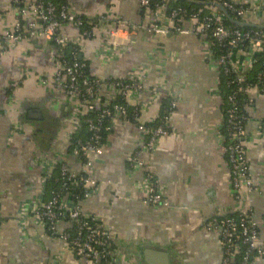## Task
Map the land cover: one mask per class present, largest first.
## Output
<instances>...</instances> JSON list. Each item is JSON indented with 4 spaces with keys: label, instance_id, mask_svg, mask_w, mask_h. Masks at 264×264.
I'll use <instances>...</instances> for the list:
<instances>
[{
    "label": "crops",
    "instance_id": "1",
    "mask_svg": "<svg viewBox=\"0 0 264 264\" xmlns=\"http://www.w3.org/2000/svg\"><path fill=\"white\" fill-rule=\"evenodd\" d=\"M67 2L82 17L108 20L79 44L91 75L121 79L144 71V90L127 99L129 105L141 107L139 123L155 121L160 102L167 97L151 96L155 85L164 86L161 91H169L177 101L168 119L169 135L142 154L141 168H131L128 161L141 140L138 123L120 120L113 121L103 155L95 163L98 185L82 208L109 228L115 256L119 254L114 264H222L220 235L205 224L214 215L241 208L250 210L264 245V189L259 194L244 192L240 204L231 193L219 134V69L209 62L202 40L193 34L169 32L163 37L147 32L138 0ZM18 18L27 25L30 15L18 17L12 0H0V32ZM117 20L138 31L113 49L103 28ZM252 21L264 25V15ZM61 32L70 40L79 34L70 24ZM104 46L113 49L106 58L99 54ZM54 54V46L42 38L24 39L0 52V264H95L77 257L64 241L46 236L31 218L27 223L21 218L24 206L41 191L47 159L62 156L72 169L78 167L68 153V137L79 118L73 115L74 100L49 81L55 71ZM42 77L48 79L46 84H41ZM106 94L108 89L101 96ZM250 95L244 145L252 180L264 183V93L250 90ZM146 173L159 183L162 200L157 204L144 201ZM147 250L152 255H146ZM247 264H264V257L251 258Z\"/></svg>",
    "mask_w": 264,
    "mask_h": 264
},
{
    "label": "built area",
    "instance_id": "2",
    "mask_svg": "<svg viewBox=\"0 0 264 264\" xmlns=\"http://www.w3.org/2000/svg\"><path fill=\"white\" fill-rule=\"evenodd\" d=\"M150 1L138 0L146 19V31L155 35L168 34L171 32L169 28L173 26L172 18L177 13L173 11L172 18L165 17L163 14V4L167 0H161V3L156 5L154 9L148 7ZM210 2L219 3L225 9H231L238 16V19L235 20L244 23H254L252 21L253 17L259 14L264 15V0L261 2L257 0H211ZM12 3L15 6L18 17L30 15V20L26 25L18 18L11 28L0 32V52L6 48L15 46L24 39L42 38L54 42L55 54L52 56L55 59V71H53L49 81L51 80L59 89L64 90L68 98L74 100L76 108L73 111V115L79 118L81 115L87 116L91 112L99 111L100 117L109 116L111 121L109 125L104 127V131L112 130L114 120L129 122L130 116L127 114L125 105H129L127 99L132 92L144 90V71H135L119 80L101 79L93 75V79L82 77L78 80L76 73L82 67V64L74 62L68 66L62 59L63 55L61 51L67 44L79 46L81 40L92 37V31L95 26L99 24L102 27L105 22H108L107 17L101 16L95 20L96 22L84 17L87 19V22L84 23L83 17L78 15L68 3L62 5L58 11H56L54 5L49 1L44 3L42 0H12ZM209 7L211 17L208 21L214 25L211 36L220 41L228 40V44L234 46L229 54L219 58L213 57L211 42L206 39L204 33V29L208 23L206 20L203 21V24H197L195 16L187 20L180 17L179 21L183 19V24L182 26L174 27V33L195 35V33L199 32L200 36L198 37L206 46L207 58L211 64L218 67L223 66L224 68L226 66L230 68L231 64L237 70H247L253 64L252 57L264 50V34L258 31L254 32L253 35L241 31H234L230 34L223 24L225 18L223 13L212 4H209ZM156 22H159L161 25H157ZM64 24H70L78 28L79 34L77 40H70L67 35L61 32V27ZM85 24L90 29H86ZM103 29L108 30L107 44L111 45L113 49L119 43L123 41L127 42L138 31V28L135 26L121 20L114 21L111 27ZM245 39L249 40L247 49H243L238 45L239 42H243ZM112 50L108 51L104 46L103 49H100L99 54L104 55L106 58L107 52H112ZM237 80L241 83L242 77H238ZM262 80H264V74H262ZM47 81L48 79L44 77L40 79L41 84H46ZM155 86L154 90H151V96L156 97L157 93H160V95L163 93L165 94L164 96L170 98L168 115L163 116V123L156 126L147 125V122L139 123L138 118L142 109L139 105H133L137 109V127L141 134V140L138 141L136 149L128 157L129 166L133 169L141 168L143 165L142 154L148 152L158 138L165 137L170 133L168 130V119L173 113L177 101L169 91H161L164 86L159 84ZM81 88L84 89L83 93L80 91ZM107 89L109 90V94L101 96L102 92ZM244 92L247 95L246 104H251L252 96L250 95V89L248 91L246 89ZM262 92L264 93V90ZM117 97L123 99L125 105L117 104ZM233 104L232 102V106ZM165 110L167 109L165 108ZM233 113L234 109L230 110V118H234ZM153 121L151 119L148 122ZM86 122L92 135L85 142H78L71 153L73 160L78 163V167L72 169L66 163L65 157H52L47 159L43 174L44 180L54 168L59 167L64 187L67 188V185H69L70 188H83L80 199L73 201L69 194L66 193L59 200L57 195H54L49 200H44L42 183L41 191L22 209L21 218L22 223H27V218H31L35 224L43 229L44 224L48 222V230L50 232L47 233L44 230L45 235L49 238L64 241L77 257L85 258L95 264H114L115 260L113 258L116 257L117 259L119 254L117 252L115 256L117 248H111L113 237L109 228L101 223L99 217L82 208V202L92 196L98 185L97 176L94 171L95 163L104 152V145L101 143L100 126L90 118L86 119ZM245 136V127L238 124L233 127L232 137L235 143L222 146L223 152L227 153L230 165L231 193L237 204L242 202L244 192L259 194L264 189V183H256L250 176L249 163L244 145ZM68 138L71 141V135ZM221 141L223 143V137ZM144 181L146 182L144 201L157 204L162 200L159 183L154 181V178L148 173L145 174ZM60 223L63 224V227L59 226ZM73 226L75 227L74 235L69 230L67 231L68 228ZM205 227L207 230L220 231V243L223 249L222 264H231L234 256L240 253V245L242 244L245 245V251L243 252L241 264H246L254 253L257 254V257H264V245L260 241L259 225L251 218L248 208H241L235 217L214 215L206 222ZM108 256H111L109 260Z\"/></svg>",
    "mask_w": 264,
    "mask_h": 264
},
{
    "label": "trees",
    "instance_id": "3",
    "mask_svg": "<svg viewBox=\"0 0 264 264\" xmlns=\"http://www.w3.org/2000/svg\"><path fill=\"white\" fill-rule=\"evenodd\" d=\"M44 3L46 1L51 2L54 7L56 8V11L64 5L67 4V0H42ZM211 0H167L166 3L163 4V14L165 17H171L172 18V12L175 11L177 14L176 16L172 18V27L169 28L171 31L170 33H174L173 28L182 26L183 19L187 20L192 16H195L197 19V24H203V21H208L211 17L210 7L207 2H210ZM161 3V0H151L149 2L148 7L151 9L156 8V5H159ZM228 15L233 19H238V16L231 10L226 9ZM143 12V11H142ZM182 17L183 19L179 21V18ZM84 23L87 22V19L83 17L82 19ZM93 22H96L95 20H92ZM23 23V22H22ZM157 25H161L159 22H156ZM223 24L225 27L229 30L230 34H232L234 31H241L243 33H250V35H253L254 32H260L264 34V28H255L252 26H236L233 24L226 16L223 20ZM86 29H90L88 25L85 24ZM214 28V25L208 21L206 24V28L204 29L205 37L207 40L211 42V50L213 52L214 58H219L221 56H226L229 54L234 46H231L228 44V40H218L211 36L212 29ZM165 34L163 35V37ZM196 37L200 36V33H195ZM162 38V37H161ZM51 42V41H50ZM51 44L54 46V42H51ZM243 49H247L249 46V40H243V42H239L238 44ZM62 53V59L64 60V63L66 65H71L72 63L76 62L78 64H82V67L78 69V72L76 73L77 79H81L82 77H87L90 79H93V76L90 74V66L87 61L83 60L81 57V52L79 51V46L73 45V44H67L65 48L61 51ZM253 64L250 68H248L245 71L237 70L234 67L226 66L224 68L223 66H219V74H218V80H217V95L219 96L221 100V125H220V136L223 137V143L222 146H226L228 144L235 143V140L233 139V127L241 124L245 127L246 122L249 119V113L246 109V107L250 104H246L247 102V95L244 91H247L250 89L255 90L257 93L262 94L264 90V80H262V74H264V50L256 53L253 57ZM227 71H226V70ZM242 77V82L240 83L237 78ZM119 80L116 78H109V80ZM243 89V90H242ZM81 93L84 92V89H80ZM231 98V99H230ZM233 99V101H232ZM169 101L170 98L166 97L163 98L160 102L159 107V113L155 118V121L153 122H147V125H153L156 126L158 124L163 123L162 118L167 114L168 107H169ZM232 102L234 103L232 106ZM117 104H124L125 102L120 97L116 98ZM127 108V114L130 116L129 122H132L134 124L137 123V109L135 106L132 105H125ZM165 108L167 110H165ZM234 109L233 116L234 118H230V110ZM92 119L96 124H98L101 128L100 135H101V143L104 144L106 141L108 134L111 133V131H104V127L110 124L111 118L109 116H103L100 117L99 111H94L86 115L79 116V122L78 126L76 128V131H74L71 134V146L69 147L68 153L72 155V151L77 145L78 142L83 143L86 140H88L92 132L89 130L88 123L86 122V119ZM225 159L228 162L227 153L223 152ZM229 165V162H228ZM230 167V165H229ZM63 177L61 175L59 167L54 168L51 173L43 180V188H44V200L51 199L54 195L58 196V200L64 196L66 193L69 194L71 199L78 200L81 197V189L80 187H69L67 185V188L64 187ZM222 216H229V217H235L237 216V213H227ZM219 218V217H218ZM44 230L48 233L50 232L48 230V222L44 224ZM70 231L72 235L75 234V227L68 228L67 231ZM111 248H116V243L113 239L111 242ZM245 251V245H240V253L238 255L234 256V260L231 264H241L242 263V257L243 252ZM257 257V254L254 253L251 255L247 263L250 261L251 258ZM111 258V256H108V260ZM105 263V262H103ZM246 263V264H247Z\"/></svg>",
    "mask_w": 264,
    "mask_h": 264
},
{
    "label": "water",
    "instance_id": "4",
    "mask_svg": "<svg viewBox=\"0 0 264 264\" xmlns=\"http://www.w3.org/2000/svg\"><path fill=\"white\" fill-rule=\"evenodd\" d=\"M207 3L216 6V8H218V9L223 13L224 16H226V17H227V18H228L233 24H235V25H237V26H240V27H244V26H252V27H255V28H264V25H262V24H254V23H248V22H245V23H244V22H240V21H238V20H235V19L231 18V17L228 15L226 9H225L224 7H222L219 3H216V2H207ZM218 233H220V231H219ZM151 250L153 251V250H159V249L151 248ZM151 250H147V251H146V255L151 254V253H150ZM149 251H150V252H149ZM151 255H152V254H151ZM149 264H152V263H149Z\"/></svg>",
    "mask_w": 264,
    "mask_h": 264
}]
</instances>
